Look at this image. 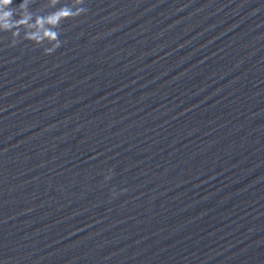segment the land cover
Segmentation results:
<instances>
[{
    "label": "water",
    "instance_id": "obj_1",
    "mask_svg": "<svg viewBox=\"0 0 264 264\" xmlns=\"http://www.w3.org/2000/svg\"><path fill=\"white\" fill-rule=\"evenodd\" d=\"M0 264H264V0H0Z\"/></svg>",
    "mask_w": 264,
    "mask_h": 264
}]
</instances>
